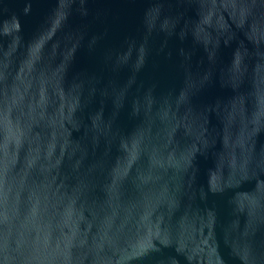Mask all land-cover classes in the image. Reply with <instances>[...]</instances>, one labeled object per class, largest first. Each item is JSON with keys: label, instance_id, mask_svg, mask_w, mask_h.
<instances>
[{"label": "water", "instance_id": "1", "mask_svg": "<svg viewBox=\"0 0 264 264\" xmlns=\"http://www.w3.org/2000/svg\"><path fill=\"white\" fill-rule=\"evenodd\" d=\"M0 264H264V0H0Z\"/></svg>", "mask_w": 264, "mask_h": 264}]
</instances>
